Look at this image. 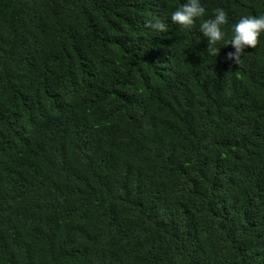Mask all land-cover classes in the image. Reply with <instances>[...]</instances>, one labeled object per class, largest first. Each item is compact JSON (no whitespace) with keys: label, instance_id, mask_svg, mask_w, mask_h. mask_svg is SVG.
<instances>
[{"label":"trees","instance_id":"obj_1","mask_svg":"<svg viewBox=\"0 0 264 264\" xmlns=\"http://www.w3.org/2000/svg\"><path fill=\"white\" fill-rule=\"evenodd\" d=\"M183 2L0 0V264H264V0Z\"/></svg>","mask_w":264,"mask_h":264},{"label":"clouds","instance_id":"obj_2","mask_svg":"<svg viewBox=\"0 0 264 264\" xmlns=\"http://www.w3.org/2000/svg\"><path fill=\"white\" fill-rule=\"evenodd\" d=\"M206 11L202 0H184L170 13V18L175 24L190 30L198 18L205 16ZM213 12L211 17L199 25L200 32L208 41L207 51L215 57L219 52L216 47L218 43L231 45L234 50L229 51L227 57L239 64L245 49L249 46L254 48L259 43V37L264 34V14L241 16L238 21L230 24L229 36L224 29L229 21L227 12L222 7L215 8ZM146 27L154 32H164L168 25L164 19L154 18L147 21Z\"/></svg>","mask_w":264,"mask_h":264}]
</instances>
